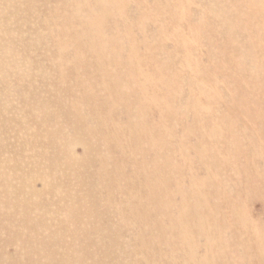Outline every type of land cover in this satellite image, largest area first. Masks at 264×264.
Instances as JSON below:
<instances>
[{
    "label": "rangeland",
    "instance_id": "rangeland-1",
    "mask_svg": "<svg viewBox=\"0 0 264 264\" xmlns=\"http://www.w3.org/2000/svg\"><path fill=\"white\" fill-rule=\"evenodd\" d=\"M71 1L79 7L68 4ZM71 1L0 0L2 3L17 4V8H0V10L48 13L49 17L53 16L57 20L58 26L65 29L79 25L104 27L105 38L111 41L115 49H122L116 60L111 61L110 57L106 56V60L103 61L104 67L95 73L94 83L82 87V96L77 93L68 118L70 122L68 124L61 122L60 125L49 124L51 131L69 128V131H65L59 138L60 148L68 156L70 155L69 157L86 158L87 145L78 139L79 137H89L92 143L93 140L97 141L100 149L93 156L91 166L79 167L83 169L79 173L89 182L87 190L76 189L75 198L60 201L52 209L58 215L62 213L61 209L64 210L70 206L71 210L67 211L60 226L71 224L76 227L71 232L68 231L69 229H60L57 232L49 230L48 237L55 238L62 233L63 240L56 244V242L49 243L43 238L41 248H45L47 244L55 247L60 244L69 253V260L68 258L67 260L73 264L78 262L77 255L73 251L78 244H81L77 239L82 235H92L95 238L98 234L103 239L104 236L111 235L118 242L116 247H110L112 251L114 250V255L109 258V264H134L137 257L142 264V258L157 260L159 254L155 246L150 252L147 251L149 252L147 255L146 251L139 249L136 242L139 240V235L149 232V224L146 222L147 218L151 219L153 216L155 203L152 200L159 191L158 198L166 202L164 206L161 202L157 211L159 219L162 217L160 227L158 226L164 233L161 242L166 243L170 250L180 255L177 256L176 261L172 258L171 262L188 264V260L182 257L183 253L181 251L182 254L177 253L178 245L175 247V243L169 241L171 235L167 232V226L170 225L167 215L173 217L172 226L174 224V227H179V222L185 224L184 233L188 236L186 242L188 244L191 242L189 239H193V250L210 252L212 260L210 259L209 264H264V260L261 261L256 252L260 241L261 246L264 247V164L262 163L264 162V96L261 95L264 84V0ZM111 1L116 5L112 6ZM92 11L95 15L102 14L103 22L77 24L70 21V17H65V13ZM131 48H133L132 54H135V57H132L133 60L130 57ZM134 59L137 60L134 61ZM247 61H252L256 67L250 70L246 68L244 71L240 69V66L249 63ZM73 63L74 61L65 60L63 63L65 75L73 74L67 71ZM133 63L136 69L140 65V74L136 69L126 71L127 67ZM117 64L126 69L117 70L115 67ZM155 64L158 65L157 68ZM155 68L161 72L157 71L163 84L162 89L158 88V79L156 89L153 86L156 77ZM259 74H261L260 87L254 84ZM97 75L101 77L100 80ZM249 77L253 79V83L246 82ZM149 78L153 90H156V95L148 91ZM123 80L128 83L126 90L123 91L126 100L139 97L148 101L149 104L137 109L138 117H135L134 124L138 134L134 138L135 141L128 140L126 137L122 138L126 147L129 148L117 154V151L113 149V143L110 144L109 141L112 140V134L115 131L113 127L116 120H120L119 114L123 106H112L111 98L114 99L117 94L112 96L111 91L113 84L115 85L116 82L123 84ZM137 82L142 85L144 95L137 87ZM203 87L206 94L201 93ZM154 98L157 103L153 102ZM189 99L190 104L187 106ZM245 104L247 106H244ZM244 108H248L250 112L260 113L261 117H257V120L248 118V113L244 112L247 109L244 110ZM55 111L52 109L50 112L54 114ZM65 113L68 114V110L64 109ZM211 119L216 120L217 124H211ZM243 137L251 139L252 143L247 145L242 141ZM118 140H121V137ZM197 145H203L199 153H195L192 148ZM252 148H258L261 156L255 153L257 157L254 159L246 157V152ZM209 156L214 157L217 165L210 169L209 173H205L209 171L208 168L203 171L200 166L204 163L213 164L214 160L207 162ZM170 172H173L169 181L170 186L169 184L166 186H169L171 191H167V187L166 191L161 190L163 181L159 183V179L163 178L164 173L171 174ZM146 173L149 175L155 173V177L159 178L158 180L155 178L156 182L155 179L151 181L155 186L152 187L151 183L150 189L153 191L145 187ZM69 175H72L71 179L79 177V174L70 173ZM208 177H210L212 188L209 183L205 188H201V182ZM118 183L120 186L116 187ZM175 184H178L182 190L190 188L193 190L194 187L196 191L194 200L198 199L197 213L195 208L197 206H191V197L182 200V205L179 204L181 196L175 192ZM31 186L34 190L43 189L41 181L33 180ZM91 186L97 188L94 191L93 203L82 198V201H77L80 193L82 196L88 195ZM157 186L160 187L157 188ZM100 190L106 193L104 191L101 193ZM128 192H130L129 197L124 198L122 194ZM153 193L154 196L150 197ZM161 193L163 194L159 197ZM231 193L235 194V198L225 205L224 199ZM70 194H73V191ZM200 194L208 195L206 196L208 204L203 201ZM197 195L198 198H196ZM130 203L131 205L139 204L136 208L141 207L138 210L139 216L127 217L126 207L128 208ZM89 208L97 211L96 216L86 217V219L83 216L79 217L81 211L85 213ZM230 209L236 211L237 215L230 214L225 220L220 218ZM0 213L3 235L6 234V238L10 240L0 248V253L4 259L14 258L17 249L15 244L18 242L14 243L12 239L16 235V230L19 234L20 232L25 235L29 233H25L26 228L22 224L18 229L11 227L6 220V212L0 210ZM176 217L178 224L174 219ZM207 217L220 218V220L213 222L212 225L216 227L214 232L210 229L212 248L205 249L201 246L205 234L200 235L197 226L203 224ZM98 219H101V224L97 222ZM34 221L33 218L32 222ZM217 222L222 225H217ZM115 224H121L122 229ZM98 226L101 228L96 231ZM179 232L177 230V233ZM75 244H77L76 247ZM161 254L162 261L167 259L166 247H162ZM4 262L5 260L2 263L6 264ZM45 262L53 264L56 261L51 262L47 257Z\"/></svg>",
    "mask_w": 264,
    "mask_h": 264
},
{
    "label": "bare ground",
    "instance_id": "bare-ground-1",
    "mask_svg": "<svg viewBox=\"0 0 264 264\" xmlns=\"http://www.w3.org/2000/svg\"><path fill=\"white\" fill-rule=\"evenodd\" d=\"M68 4L78 6L72 1ZM111 5L115 6L116 3L112 2ZM0 8H17V4L0 2ZM26 12L28 11L0 10V210H4L6 212V220L9 221V225L11 227L14 226L18 229V227H20L22 224L26 228L25 233H29L25 235L20 232L19 234V232L16 230V235L12 239V242H18L15 244L17 248L16 256L14 258H9V260L2 258L3 256H1L0 253V264H3V260H5L4 263L6 264H47L45 262L47 257L51 262L56 261L53 264H70L68 261L69 253H67L64 246L61 245V247L60 244H58L55 247L47 244L45 248H41L40 245L44 242L43 238L46 241H49V243L56 242L57 244L62 242V233L60 235H56L55 238H50L47 235L49 230L52 232H57V230L60 229H69L68 231L71 232L72 229L76 227L74 225L71 226V224L64 227L60 226L62 225L61 221L64 219L67 211L71 210L70 206L64 210L61 209L62 213L58 215L52 211V209H54L60 201L75 198L76 196L74 191L76 189L87 190L86 188L89 186V182L86 178L84 180V176L79 173L83 170L79 167L82 166L85 168L86 166H91L93 164V156L99 152L100 144L94 140L92 143L89 137H79L78 139L84 141L87 145L85 147L87 154H85L86 158L78 159L69 157L70 155L68 156V154L60 148L61 143H59V138L61 135H63V133H65V131L68 132L69 128H65V130L56 129L51 131L49 129V124H59L61 122L68 124L70 122L68 118L70 115L71 106H74L75 104L74 100L77 98V93L82 96V87L86 84L94 83L93 78L96 76L95 73L98 72V69L104 67L103 61L106 60V56L110 57L111 61L116 60L119 57L118 54L122 52V49H115L111 41L105 38L106 32L104 31V27L94 25H79L75 27L71 26L65 29L61 26H58L57 20L54 19L53 16L49 17L48 13L37 14ZM93 12L94 11L79 13L70 12L65 13V17H70V21L77 24H91L92 21L93 23L103 22L101 17L102 14L96 13L95 15ZM132 51L133 48H131V60H133L132 57H135V54H132ZM65 60L74 61L73 65L67 70L70 73L73 72V74L65 75V68L63 67ZM85 60H87V62H85ZM135 60L137 59H134V61ZM247 62L249 63L243 64L240 66V69L244 71L246 68L250 70L252 67L253 69L256 67V64H253L252 61ZM155 66L156 68L158 67L156 64ZM115 67L117 70L126 69L119 64H117ZM156 68V77L154 79L153 86L156 89V80L158 79V88L162 89L163 84L161 83L160 74L158 75L157 73L159 69L157 70ZM132 69H136V65L134 63L127 67L126 71L129 72L132 71ZM136 70L139 71V74L141 73L140 65ZM261 74L257 76L254 83L258 87H260L259 78ZM97 78L99 80L101 79V77L98 75ZM139 82H137V87L142 91V95H144L143 87ZM150 82L151 81L149 78L148 91L156 95V90H153ZM246 82L253 83V79L249 77ZM127 84L128 83L124 80L123 84L116 82L115 85L113 84L111 91L112 96L117 94L114 99L111 98V102L113 103L112 106H123L121 108V114H119L120 120L122 122L120 120H116L115 126L113 127L115 131L112 134V140L109 141L110 144L113 143V149L117 151V154H121L125 151V149L129 148L126 147V144L122 138L126 137L128 140L133 139V141H135L134 138L138 133L136 132L134 119L135 117H138V110L141 108V106L149 104L148 101L142 100L139 97H133V100H130V98L126 100V95L123 94V91L126 90ZM201 93L206 94L204 87L201 90ZM261 95L264 96V84ZM115 99H117V101ZM153 102L157 103L155 98L153 99ZM189 104L190 99L187 101V106H189ZM244 106L247 105L245 104ZM60 108L61 110L59 111ZM52 109L56 110L54 114L50 112ZM64 109L68 110V114H64ZM244 110L245 113H248L247 117L250 119L253 118L257 120V117H261L260 113L250 112L248 111V108H244ZM125 117L126 120L124 121ZM54 121L55 123H53ZM234 121L237 120L234 119ZM211 124H217V121L211 119ZM119 137H121V140H118ZM243 138L244 139H242V141L247 145L252 143L251 139L247 137ZM202 146L197 145L192 147L194 149L193 151L195 153H199L202 151ZM214 149L216 151V148ZM252 149H249V152H246V157H252L254 159L257 157L256 154L261 156V152H259L258 148ZM213 160V156H209L207 158V162H211ZM204 161L205 160H203V162ZM262 163L264 164L263 161ZM216 165L217 162L214 160L213 164L204 163L200 167L203 171H206L208 168L209 171H206L205 173H209L211 171L210 169L215 168ZM116 166L117 164L115 167ZM116 169L117 167L115 168V171ZM102 170H104V168H102ZM70 173H73L74 175L79 174L78 179H71L72 175H69ZM170 173L171 174L164 173L163 178L161 179L156 178L155 173H152L153 175L146 173L147 175L144 176L146 179L145 183H147L146 185L144 183L145 187L150 189L152 183L151 181H154L152 179L156 178L157 180L159 179V183L163 181V184L161 183V190H165L167 187L166 185L169 184L173 172ZM110 174L111 173H109V175ZM229 178L230 177H228V179ZM209 179L210 177L201 182V188H205L207 183H209L210 188H212ZM33 180L41 181L43 183V189L34 190L31 186ZM165 182L167 184H165ZM119 183L116 185V187L120 186ZM164 184L165 186H163ZM153 186L154 183H152V187ZM169 186L167 187V191H171ZM158 187L160 186H157V188ZM92 188L93 186H91V190L88 191L87 196H82L80 193L81 195L79 194L77 201H82V199H85L86 201L93 203L95 197L94 191H96L97 188ZM149 189H147V191ZM72 191L73 194H70ZM102 191L101 193H103ZM155 191H158V189H155ZM130 192L132 191L130 190ZM130 192L127 194L123 193L122 195L124 198H128ZM175 192L179 193L181 196V202L179 203L180 205H182V200H186L185 198L191 197V206H197L196 204H198V199L194 200V194L196 192L194 191V187L193 190L191 188L188 190H182L178 184H175ZM154 193L150 197H153ZM158 193L160 192L158 191ZM158 193L153 197L152 200V202L154 201L155 203L154 207L152 206L153 216H151V219L146 217V223L149 224V232H143L141 236L139 235V240L136 242V244L140 250L146 252L148 250L150 252V250L155 246L159 254V258H157V260H145L142 258L143 264H172V262L174 264V261L171 262L170 260L175 258L176 261L177 256L180 255H177L175 251L170 250L166 243L162 244L161 242V238L164 233L161 228H158V226L161 223L162 217L159 219L157 211H159V204H161L162 199L158 198ZM165 193L167 194V192ZM233 193L226 195L224 199L225 205H228L232 199L235 198V194ZM162 194L163 193H161L159 197ZM200 195L203 197V201L208 204V200L206 198L208 195ZM198 197L199 196L197 195L196 198ZM54 198L58 199L59 201L53 200ZM162 203L164 206L166 202L164 201ZM126 205L128 206V204ZM137 205L139 204L137 203ZM137 205H131L130 203V206L128 208L126 207V209H128L126 214L127 217L131 215L132 217H137L139 212L138 210L141 209V207H139L140 209H136L138 208ZM149 207H151V205ZM195 208L197 213L198 206ZM96 214L97 211L89 208V210L85 211V213H82L81 211L79 213V217L83 216L85 219L86 217L92 218V216H96ZM230 214L236 216L237 212L231 211L230 209L228 212L220 216V218L225 220ZM117 216H119V214H117ZM166 217L168 223H170V225L167 226V232L171 235L169 241H173L175 243V247L178 245L177 253L182 252V257L188 260V264H209L210 259L212 260L209 254L210 252H199V249L193 250L192 238L189 239L191 242H188L187 244L186 240H188V236L184 233L186 227L184 226L185 224L183 222H179V227L176 228L174 227V224L172 226V222L174 223L173 217L169 215ZM33 218L35 219V224L32 222ZM220 218L210 219L207 217L205 218V222H203V224H199L197 226L198 233H200V235L203 233L205 234V238H203V244H201V246H203L205 249L209 247L212 248L210 229H212V232H214L216 227L212 224L215 220L219 222ZM174 219L178 224V218L176 217ZM100 220L98 219L97 222L101 224ZM218 222L217 225H222ZM223 224L226 225L225 223ZM115 226H119V228L122 229L121 224H115ZM99 228L101 227L98 226L96 231H99ZM177 230L180 232L177 233ZM91 238H93V241H91ZM77 240H79L81 244H78L73 253L77 255L78 262H73V264H109V258L113 257L114 255V250L112 251V248L110 247H116V243L118 242L117 239H114V236H104L103 239V237L101 238V235L99 236L98 234L95 236V238L92 237V235H82ZM77 240L75 241L78 242ZM7 241L10 240L6 238V234L5 236L3 235L2 227L0 225V248L6 245V243H8ZM233 243H235V241H233ZM261 243L262 242L260 241L258 247L256 248V252L258 258L263 261L264 247L261 246ZM131 244L133 245V242H131ZM76 245L77 244H75V247ZM163 246L166 247L167 250V254H165L167 259H164V261H162L161 258V256H163L161 254V249ZM186 248L189 250H185ZM197 248H199V244H197ZM149 252H147V255ZM135 259L137 260L134 261V264H142L138 257Z\"/></svg>",
    "mask_w": 264,
    "mask_h": 264
}]
</instances>
